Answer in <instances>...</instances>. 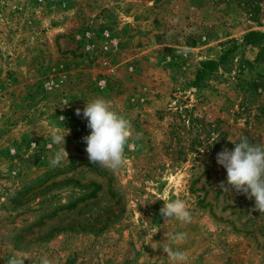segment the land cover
<instances>
[{"label": "rangeland", "instance_id": "1", "mask_svg": "<svg viewBox=\"0 0 264 264\" xmlns=\"http://www.w3.org/2000/svg\"><path fill=\"white\" fill-rule=\"evenodd\" d=\"M249 31H264V0H0V264H171L180 232L188 264H264V213L223 190L216 162L242 137L264 145V58L239 46L195 79ZM96 97L140 134L116 172L89 162L75 114ZM53 126L70 129L57 167ZM165 195L190 223L164 221Z\"/></svg>", "mask_w": 264, "mask_h": 264}, {"label": "clouds", "instance_id": "2", "mask_svg": "<svg viewBox=\"0 0 264 264\" xmlns=\"http://www.w3.org/2000/svg\"><path fill=\"white\" fill-rule=\"evenodd\" d=\"M46 88L51 91L50 84H46ZM66 104L68 102H65ZM75 114L82 115L87 120V128L90 129L89 134L82 137L89 162L113 172L124 167L125 146L132 139L140 138V134L134 136L131 121L114 110L110 102L101 97L86 101L83 111L77 108ZM60 119L64 121L65 117L60 116ZM49 134L52 143L60 146L50 158V165L57 167L64 160L68 161L65 137L70 134V129L63 127L61 130L53 126L49 129ZM232 144L234 147L231 150L225 148L216 154L217 164L222 166L227 174L226 184L221 182L220 186L225 192L235 190L249 199L254 198L253 210L264 213V145L250 144L246 137ZM154 200L163 201L159 212L164 221L173 218L184 224L192 221L186 201L172 199L169 195ZM158 231L160 230L156 229L150 233V239ZM168 239L171 244L164 245L162 251L171 264H188L187 252L180 250L179 247H172V244L177 246L183 244L187 239V233H169ZM28 259L29 257L25 255H14L9 258L8 264H24ZM39 264H53V261L45 256L40 259Z\"/></svg>", "mask_w": 264, "mask_h": 264}, {"label": "trees", "instance_id": "3", "mask_svg": "<svg viewBox=\"0 0 264 264\" xmlns=\"http://www.w3.org/2000/svg\"><path fill=\"white\" fill-rule=\"evenodd\" d=\"M243 46V47H252L257 49V58H264V31L263 32H255L249 31L243 35L240 44H235L232 47H228L225 49L221 56L219 57L218 61L208 60L199 64V68L195 73L196 81L200 79H204L209 77L213 73H216L218 68L222 69H230L232 66V59L235 56L234 54L237 53L236 47ZM245 65H249V62L245 60L242 56L239 57L238 61L236 62V67L239 71H242Z\"/></svg>", "mask_w": 264, "mask_h": 264}]
</instances>
